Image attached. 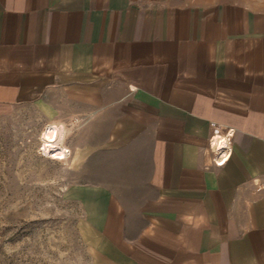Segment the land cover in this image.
Returning <instances> with one entry per match:
<instances>
[{"label": "crops", "instance_id": "0c3cea01", "mask_svg": "<svg viewBox=\"0 0 264 264\" xmlns=\"http://www.w3.org/2000/svg\"><path fill=\"white\" fill-rule=\"evenodd\" d=\"M17 107L80 121L69 196L96 264H264V0H0Z\"/></svg>", "mask_w": 264, "mask_h": 264}, {"label": "rangeland", "instance_id": "374dc122", "mask_svg": "<svg viewBox=\"0 0 264 264\" xmlns=\"http://www.w3.org/2000/svg\"><path fill=\"white\" fill-rule=\"evenodd\" d=\"M79 125L66 109L42 120L28 107L0 112V264H96L69 196Z\"/></svg>", "mask_w": 264, "mask_h": 264}, {"label": "built area", "instance_id": "2783aa9c", "mask_svg": "<svg viewBox=\"0 0 264 264\" xmlns=\"http://www.w3.org/2000/svg\"><path fill=\"white\" fill-rule=\"evenodd\" d=\"M211 126L213 128V132L211 135V140H212V136L214 135L215 132H221V125L212 122ZM211 140H210V147H211V150L213 151V154H214V162L216 165H221L226 160V158L228 156V139H227V136H226V141H225L224 145L218 149H216L215 147L212 146Z\"/></svg>", "mask_w": 264, "mask_h": 264}, {"label": "bare ground", "instance_id": "6f19581e", "mask_svg": "<svg viewBox=\"0 0 264 264\" xmlns=\"http://www.w3.org/2000/svg\"><path fill=\"white\" fill-rule=\"evenodd\" d=\"M220 133L223 134V135H225V133H222V132H215V133H214L212 146L215 147L216 149L222 147V146L224 145V143H225V141H216V137H217V135H219ZM225 136H226V135H225Z\"/></svg>", "mask_w": 264, "mask_h": 264}]
</instances>
